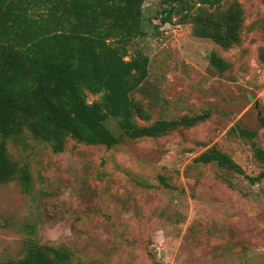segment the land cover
<instances>
[{
  "label": "rangeland",
  "instance_id": "obj_1",
  "mask_svg": "<svg viewBox=\"0 0 264 264\" xmlns=\"http://www.w3.org/2000/svg\"><path fill=\"white\" fill-rule=\"evenodd\" d=\"M237 5L240 37L224 46L198 35L192 17L162 24L165 5L146 0V31L130 45L150 57L132 94L140 123L208 111L206 120L112 148L70 138L55 153L27 130L8 140L32 188L20 177L0 184V262L22 259L33 241L65 248L66 264H264V178L194 161L217 146L248 175L264 170L252 141L231 132L245 127L264 147V0H225L209 12ZM214 51L226 71L211 66ZM106 124L119 134L113 119Z\"/></svg>",
  "mask_w": 264,
  "mask_h": 264
},
{
  "label": "trees",
  "instance_id": "obj_2",
  "mask_svg": "<svg viewBox=\"0 0 264 264\" xmlns=\"http://www.w3.org/2000/svg\"><path fill=\"white\" fill-rule=\"evenodd\" d=\"M145 1L0 0V184L20 177L24 190L31 191L28 166H19L8 151V140L24 130L60 153L70 138L112 148L124 138L160 137L210 116L206 111L148 124L136 119L139 106L132 94L149 77L150 57L142 50L131 53L130 45L146 31ZM159 1L165 5L162 24L177 16L192 17L200 36L224 46L239 40V5L214 13L209 9L219 8L225 0ZM209 59L220 72L227 70V62L215 51ZM89 94L99 98L90 103ZM108 118L115 121L119 134L106 124ZM231 132L250 139L256 159L264 164V147L254 140L253 131L237 126ZM194 161L215 163L253 183L264 178V170L248 175L217 146ZM70 259L65 248L31 241L22 259L0 264H66Z\"/></svg>",
  "mask_w": 264,
  "mask_h": 264
}]
</instances>
